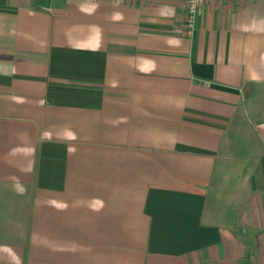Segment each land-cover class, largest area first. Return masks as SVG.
<instances>
[{
	"label": "crops",
	"instance_id": "obj_1",
	"mask_svg": "<svg viewBox=\"0 0 264 264\" xmlns=\"http://www.w3.org/2000/svg\"><path fill=\"white\" fill-rule=\"evenodd\" d=\"M0 0V264H264V0Z\"/></svg>",
	"mask_w": 264,
	"mask_h": 264
},
{
	"label": "built area",
	"instance_id": "obj_2",
	"mask_svg": "<svg viewBox=\"0 0 264 264\" xmlns=\"http://www.w3.org/2000/svg\"><path fill=\"white\" fill-rule=\"evenodd\" d=\"M208 0H187L188 3V20H187V36L192 37L195 28L196 15L199 11V8ZM247 1V0H239Z\"/></svg>",
	"mask_w": 264,
	"mask_h": 264
}]
</instances>
